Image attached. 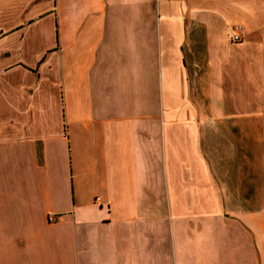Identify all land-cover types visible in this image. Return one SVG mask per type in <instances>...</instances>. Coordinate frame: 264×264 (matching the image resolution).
<instances>
[{"label": "crops", "instance_id": "crops-1", "mask_svg": "<svg viewBox=\"0 0 264 264\" xmlns=\"http://www.w3.org/2000/svg\"><path fill=\"white\" fill-rule=\"evenodd\" d=\"M0 264H264V0H0Z\"/></svg>", "mask_w": 264, "mask_h": 264}, {"label": "built area", "instance_id": "built-area-1", "mask_svg": "<svg viewBox=\"0 0 264 264\" xmlns=\"http://www.w3.org/2000/svg\"><path fill=\"white\" fill-rule=\"evenodd\" d=\"M240 30H241V26L240 25H234L231 28V41H240L241 37H240Z\"/></svg>", "mask_w": 264, "mask_h": 264}]
</instances>
